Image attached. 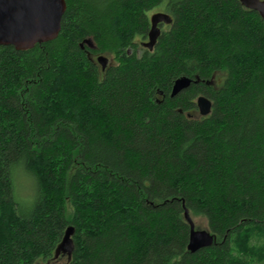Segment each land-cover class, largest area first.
<instances>
[{"label":"trees","instance_id":"1","mask_svg":"<svg viewBox=\"0 0 264 264\" xmlns=\"http://www.w3.org/2000/svg\"><path fill=\"white\" fill-rule=\"evenodd\" d=\"M66 3L56 39L0 46V264L59 259L70 226L66 264H264L261 16L240 0ZM153 12L173 22L149 50ZM186 209L211 247L188 250Z\"/></svg>","mask_w":264,"mask_h":264},{"label":"water","instance_id":"2","mask_svg":"<svg viewBox=\"0 0 264 264\" xmlns=\"http://www.w3.org/2000/svg\"><path fill=\"white\" fill-rule=\"evenodd\" d=\"M242 5L257 12L264 20V0H240ZM67 10L66 0H0V46H12L16 50L25 51L34 48L36 44L56 39L62 29V20ZM172 17L164 12L151 16V28L148 41L142 46L153 50L161 36V25H170ZM86 43L92 44L91 40ZM97 61L105 70L109 59L100 56ZM188 78L178 79L172 89V97L191 86ZM197 107L201 116H209L212 112L213 102L206 96H199ZM185 220L190 225V240L188 250L196 252L211 247L216 236L207 230L196 228L189 209L185 210ZM75 228L70 226L64 235L62 243L56 250V257L61 253L71 255L74 243L72 236Z\"/></svg>","mask_w":264,"mask_h":264},{"label":"rangeland","instance_id":"3","mask_svg":"<svg viewBox=\"0 0 264 264\" xmlns=\"http://www.w3.org/2000/svg\"><path fill=\"white\" fill-rule=\"evenodd\" d=\"M158 12H153V14ZM151 14V16L153 15ZM92 42V41H91ZM90 48H93L92 44L86 43ZM109 59V65L114 64V60L111 56L104 55ZM97 56H94L93 59L96 61ZM14 185H15V196L18 202L21 204L22 209H28L34 203V191H33V183L32 180L25 174L24 171L18 170L14 175ZM195 222L196 228L199 230H208L207 222L203 218H193ZM40 264H66V256L65 254L57 260H53L49 263H40Z\"/></svg>","mask_w":264,"mask_h":264},{"label":"flooded vegetation","instance_id":"4","mask_svg":"<svg viewBox=\"0 0 264 264\" xmlns=\"http://www.w3.org/2000/svg\"><path fill=\"white\" fill-rule=\"evenodd\" d=\"M163 25V24H162ZM162 25H161V27H162ZM148 41V38H147V40H146V42Z\"/></svg>","mask_w":264,"mask_h":264}]
</instances>
